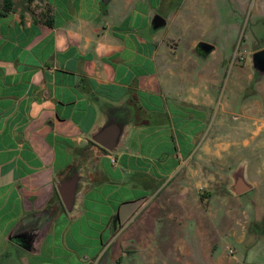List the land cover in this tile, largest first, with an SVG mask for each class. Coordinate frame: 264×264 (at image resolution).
I'll return each mask as SVG.
<instances>
[{"label":"crops","instance_id":"1","mask_svg":"<svg viewBox=\"0 0 264 264\" xmlns=\"http://www.w3.org/2000/svg\"><path fill=\"white\" fill-rule=\"evenodd\" d=\"M160 4L0 0V264H76L75 235L84 230L96 234L90 248L98 257L140 216L139 227L159 224L161 210L149 204L158 202V180L166 176H179L178 201L198 199L203 182L196 178L205 173L191 170L192 146L196 124L210 114L206 92L215 80L198 96L191 66L215 47L205 54L190 42L180 51L170 32L152 27ZM162 17L164 26L174 21ZM119 117L124 134L109 151L92 136ZM202 153V169L218 165L220 177L228 168L215 147ZM76 170L81 189L70 214L58 185ZM227 189L240 195L253 183L242 171L230 186L224 180ZM215 193L207 187L199 195ZM18 233L34 236L31 250Z\"/></svg>","mask_w":264,"mask_h":264},{"label":"rangeland","instance_id":"2","mask_svg":"<svg viewBox=\"0 0 264 264\" xmlns=\"http://www.w3.org/2000/svg\"><path fill=\"white\" fill-rule=\"evenodd\" d=\"M155 14L174 18L160 34L170 32L180 51L190 42L215 47L204 63L191 66V90L198 96L215 80L206 92L213 100L210 114L204 124H196L192 146L191 170L205 173L196 178L203 182L199 197L180 202L173 194L179 193V176L161 178L158 202L149 204L161 210L159 224L139 227L140 216L98 257L90 248L96 234L77 233L76 264H264V72L252 61L253 53L264 48V0H162ZM130 140L134 144V136ZM205 145L228 162L220 177L218 165L202 169ZM164 148L170 151L172 145ZM242 171L253 189L229 194L224 180L230 186ZM207 187L216 192L213 198L199 195ZM66 241L72 243L70 232ZM121 244L128 247L120 249Z\"/></svg>","mask_w":264,"mask_h":264},{"label":"water","instance_id":"3","mask_svg":"<svg viewBox=\"0 0 264 264\" xmlns=\"http://www.w3.org/2000/svg\"><path fill=\"white\" fill-rule=\"evenodd\" d=\"M43 1V0H39ZM105 3L109 2V0H103ZM166 23L165 19L160 15H155L152 20V27L154 29H158L164 26ZM197 48L202 50L205 54H209L214 46L208 43H200ZM254 68L258 72H264V48L257 50L253 53L252 56ZM124 134V123L123 120L119 118L111 119L106 121L92 136L93 140L100 144L102 147L106 148L109 151H114ZM80 174L79 170L74 171L70 176L65 178L58 185V191L61 195V198L64 202V205L70 214H74L77 211L78 197L81 189L80 183ZM237 193H241V191H237ZM31 236L27 239V244H21L28 250L33 248V244L31 243Z\"/></svg>","mask_w":264,"mask_h":264},{"label":"flooded vegetation","instance_id":"4","mask_svg":"<svg viewBox=\"0 0 264 264\" xmlns=\"http://www.w3.org/2000/svg\"><path fill=\"white\" fill-rule=\"evenodd\" d=\"M14 236H15L14 237L15 239H21L22 244H24V243L27 244V239L29 236H31V234L30 233H18V234H15ZM33 238H34V236L31 237V239H33Z\"/></svg>","mask_w":264,"mask_h":264},{"label":"trees","instance_id":"5","mask_svg":"<svg viewBox=\"0 0 264 264\" xmlns=\"http://www.w3.org/2000/svg\"><path fill=\"white\" fill-rule=\"evenodd\" d=\"M44 8H45L44 13L46 14L47 18L49 19V16H50L49 12L51 11V9H50V7L47 6V4L45 5ZM47 22L52 24L51 21H49V20H47Z\"/></svg>","mask_w":264,"mask_h":264}]
</instances>
